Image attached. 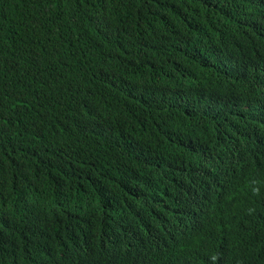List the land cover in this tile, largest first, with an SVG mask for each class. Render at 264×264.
<instances>
[{"label": "trees", "instance_id": "trees-1", "mask_svg": "<svg viewBox=\"0 0 264 264\" xmlns=\"http://www.w3.org/2000/svg\"><path fill=\"white\" fill-rule=\"evenodd\" d=\"M0 264H264V0H0Z\"/></svg>", "mask_w": 264, "mask_h": 264}, {"label": "clouds", "instance_id": "clouds-1", "mask_svg": "<svg viewBox=\"0 0 264 264\" xmlns=\"http://www.w3.org/2000/svg\"><path fill=\"white\" fill-rule=\"evenodd\" d=\"M245 123H246V120L244 119V120H240V121H237L236 123H234V125H233V127L235 128V129H239V130H242V129H244V125H245Z\"/></svg>", "mask_w": 264, "mask_h": 264}]
</instances>
